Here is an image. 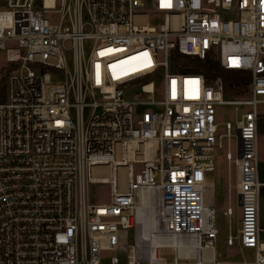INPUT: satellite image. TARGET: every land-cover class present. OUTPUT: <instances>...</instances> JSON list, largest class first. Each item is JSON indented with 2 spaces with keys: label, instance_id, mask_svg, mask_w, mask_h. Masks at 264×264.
Listing matches in <instances>:
<instances>
[{
  "label": "built area",
  "instance_id": "1",
  "mask_svg": "<svg viewBox=\"0 0 264 264\" xmlns=\"http://www.w3.org/2000/svg\"><path fill=\"white\" fill-rule=\"evenodd\" d=\"M0 49V264L215 263L219 229L205 175L223 103L236 109L225 134L236 137L226 156L240 207L225 241L254 253L233 264H264V0H0ZM175 53L247 72L249 96L229 98L202 73L174 71ZM160 73L161 85L141 81ZM125 88L144 97L127 98ZM90 181L110 185L108 202L88 201ZM149 195L161 228L151 233L154 254L139 225ZM120 229L132 230L124 257L115 253ZM174 236L193 239L198 257Z\"/></svg>",
  "mask_w": 264,
  "mask_h": 264
},
{
  "label": "rangeland",
  "instance_id": "2",
  "mask_svg": "<svg viewBox=\"0 0 264 264\" xmlns=\"http://www.w3.org/2000/svg\"><path fill=\"white\" fill-rule=\"evenodd\" d=\"M46 16L51 20H56L58 14L54 12H49ZM156 19L153 14L149 15V20L152 22ZM159 19L155 20L157 23ZM90 41L85 42L87 50L89 49ZM5 50L0 49V66L6 64L5 60ZM66 55L70 64H72V50H66ZM149 78H154L158 85L162 84V73L157 75H150L141 78V81L148 80ZM243 92V91H242ZM235 94L226 96L229 98H240L247 97L249 93L246 94ZM144 94L131 91L130 88H125V97L130 99L142 98ZM216 120L219 122V131L216 133V141L213 149L214 164L206 169V181L213 183L214 192V206L216 211V222L219 229L217 238L215 239V260L219 262H252L254 260L253 252H243L240 249L238 243L228 244L225 241V237L228 232L233 234L236 232L239 226V216L240 207L237 203V193L235 187L232 188L231 193L229 191V184H235L234 173L232 176L229 174V164L227 159V151L230 148L232 153L235 151L236 137L233 135L230 140L225 134L227 132L225 122L226 120L233 121L235 118V104H216ZM248 106L239 105L238 111L241 113L246 110ZM259 110L264 114V103L258 105ZM231 132L236 133V129L233 126ZM230 141V145L229 144ZM257 146L259 155V173L260 178L264 181V126L259 130L257 135ZM230 176V179H229ZM87 197L88 201L91 203H105L110 200V185L106 182H95L90 181L87 185ZM232 208V214L227 215L228 207ZM260 225L264 227V188L261 192L260 198ZM260 238L264 241V229L260 233ZM132 240V230L131 229H120L119 231V247L120 249L115 251L121 257H124L126 252V245ZM114 251H108L104 253L105 255H110ZM264 253V252H263ZM160 254L165 256L168 261H172L174 258V251L171 247L161 248ZM188 259H181L182 262H186ZM192 261V260H188Z\"/></svg>",
  "mask_w": 264,
  "mask_h": 264
},
{
  "label": "trees",
  "instance_id": "3",
  "mask_svg": "<svg viewBox=\"0 0 264 264\" xmlns=\"http://www.w3.org/2000/svg\"><path fill=\"white\" fill-rule=\"evenodd\" d=\"M171 68L174 71L202 73L206 82L221 87L225 96L241 93L249 78L245 71L225 69L209 54L200 58L196 55L175 53Z\"/></svg>",
  "mask_w": 264,
  "mask_h": 264
},
{
  "label": "bare ground",
  "instance_id": "4",
  "mask_svg": "<svg viewBox=\"0 0 264 264\" xmlns=\"http://www.w3.org/2000/svg\"><path fill=\"white\" fill-rule=\"evenodd\" d=\"M148 195V192L143 193V197L146 198ZM151 206V201H150V195L148 196V200L146 199L144 201V205L143 208L140 211L139 214V225L140 228H142V234L144 235V237L146 238V240L148 241L147 244H149L146 248L147 250H149L152 254H154V250L157 253V247L159 246V241L157 240H152L151 237V233L153 230L159 232L161 230L160 225L157 223L155 217L152 216V211L148 210L150 209ZM171 242H174L175 244L178 245L179 242H186L187 244L191 245V247L193 248V250L195 251V257H198V250L200 249V247L198 246V244L191 238H184V239H180L177 236H174L171 238L170 240ZM264 246V244H263ZM178 253H180L179 255H183L182 250H180L179 248H177ZM211 253H213V249H210ZM200 264V263H199ZM233 264V263H231Z\"/></svg>",
  "mask_w": 264,
  "mask_h": 264
},
{
  "label": "crops",
  "instance_id": "5",
  "mask_svg": "<svg viewBox=\"0 0 264 264\" xmlns=\"http://www.w3.org/2000/svg\"><path fill=\"white\" fill-rule=\"evenodd\" d=\"M263 243H264V241H263ZM191 262H193V263H191V264H199V263L194 262V260H192ZM231 263H232V262H219V261L216 260V262L213 263V264H231Z\"/></svg>",
  "mask_w": 264,
  "mask_h": 264
},
{
  "label": "water",
  "instance_id": "6",
  "mask_svg": "<svg viewBox=\"0 0 264 264\" xmlns=\"http://www.w3.org/2000/svg\"><path fill=\"white\" fill-rule=\"evenodd\" d=\"M240 202V201H239Z\"/></svg>",
  "mask_w": 264,
  "mask_h": 264
}]
</instances>
